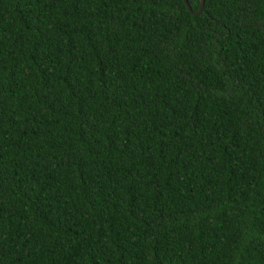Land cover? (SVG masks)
Instances as JSON below:
<instances>
[{"label": "trees", "instance_id": "obj_1", "mask_svg": "<svg viewBox=\"0 0 264 264\" xmlns=\"http://www.w3.org/2000/svg\"><path fill=\"white\" fill-rule=\"evenodd\" d=\"M0 264H264V0H0Z\"/></svg>", "mask_w": 264, "mask_h": 264}, {"label": "water", "instance_id": "obj_2", "mask_svg": "<svg viewBox=\"0 0 264 264\" xmlns=\"http://www.w3.org/2000/svg\"><path fill=\"white\" fill-rule=\"evenodd\" d=\"M183 4L185 5L187 11L189 13H191L193 16H196L200 13L201 9H202V6H203V0H199V3H198V7L196 9V11H193L190 6L188 5L187 1L186 0H182Z\"/></svg>", "mask_w": 264, "mask_h": 264}]
</instances>
